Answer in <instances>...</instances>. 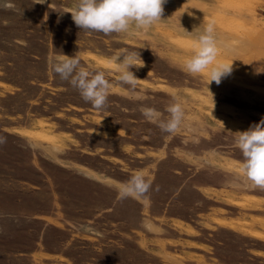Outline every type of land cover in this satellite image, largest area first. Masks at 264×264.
<instances>
[{
	"label": "rangeland",
	"instance_id": "1",
	"mask_svg": "<svg viewBox=\"0 0 264 264\" xmlns=\"http://www.w3.org/2000/svg\"><path fill=\"white\" fill-rule=\"evenodd\" d=\"M39 2L0 0V264L264 257L253 250H264V189L241 172L236 143L264 118V0H167L150 28L110 35L75 25L78 0ZM209 21L232 72L207 86V71L184 65ZM125 50L143 63L130 69L135 88L119 82ZM66 56L105 73L102 110L53 71ZM176 101L175 133L141 112L166 119ZM137 171L152 181L147 198L121 200L119 184Z\"/></svg>",
	"mask_w": 264,
	"mask_h": 264
},
{
	"label": "clouds",
	"instance_id": "2",
	"mask_svg": "<svg viewBox=\"0 0 264 264\" xmlns=\"http://www.w3.org/2000/svg\"><path fill=\"white\" fill-rule=\"evenodd\" d=\"M166 2L167 0H78L71 15L75 25L81 30L104 35L126 33L133 26L136 29H148L161 20ZM39 3L43 4L45 0ZM214 31V21L207 22L197 38V50L184 65V69L191 75L207 71L209 77L207 86L213 81L219 84L223 76L232 72V64L217 61L218 47ZM66 57V60L53 64V71L78 89L85 102L97 110H102L107 104L111 88L105 73L103 71L90 73L80 66L77 57ZM120 57L123 59L118 62ZM115 60L119 66V82L135 88L138 79L130 69L133 66H143V63H137L142 61L140 54L125 50ZM141 112L146 119L157 123L161 131L166 133H175L184 118V109L178 101L169 104L167 107L169 115L166 119H162L154 108H141ZM237 133L236 143L244 157L241 172L253 186L264 189V118L249 130ZM4 142L0 139V143ZM151 187L152 181L147 179L143 172L137 171L128 181L119 184L117 191L121 200L146 199Z\"/></svg>",
	"mask_w": 264,
	"mask_h": 264
},
{
	"label": "trees",
	"instance_id": "3",
	"mask_svg": "<svg viewBox=\"0 0 264 264\" xmlns=\"http://www.w3.org/2000/svg\"><path fill=\"white\" fill-rule=\"evenodd\" d=\"M52 111H57V110H52ZM232 235H233V237H237L239 239V236H238L237 233H233L232 232ZM243 239L245 241L249 240V238H245V237H243ZM253 250L256 251V252H261V253L263 252L264 253V250L260 249V248H254ZM248 258L251 260V262H252L251 264H257V262H259V263L264 262V257L263 256H254L252 254H249ZM224 264H226V263H224Z\"/></svg>",
	"mask_w": 264,
	"mask_h": 264
}]
</instances>
